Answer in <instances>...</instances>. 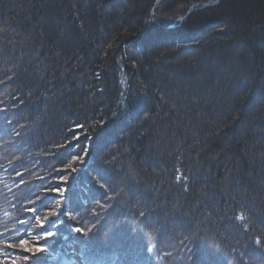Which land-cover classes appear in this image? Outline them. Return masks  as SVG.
<instances>
[{"label": "trees", "instance_id": "obj_1", "mask_svg": "<svg viewBox=\"0 0 264 264\" xmlns=\"http://www.w3.org/2000/svg\"><path fill=\"white\" fill-rule=\"evenodd\" d=\"M195 1L0 0V264H264V0Z\"/></svg>", "mask_w": 264, "mask_h": 264}, {"label": "rangeland", "instance_id": "obj_2", "mask_svg": "<svg viewBox=\"0 0 264 264\" xmlns=\"http://www.w3.org/2000/svg\"><path fill=\"white\" fill-rule=\"evenodd\" d=\"M221 0H196L194 3H192V5L190 6V10H194L196 8H204L206 9L207 7H214V6H217L218 3L220 2ZM167 16H168V22H170L173 26L177 25V24H180L181 22H183V18L181 17H178V15H180V13L178 12H175L170 14V13H166ZM217 27V30L218 31H222L224 32V28H219ZM54 194H58V195H61L60 193H56L54 192ZM63 208H60V207H54V209H52V211H48L47 213H45V216L41 219V224L40 225H47L51 220L52 218H55V217H58L60 216V213L62 212ZM68 231H69V234L68 236L65 237V240L66 241H69L70 239V236L71 235H75L76 232H78L77 229H73V228H70V227H67ZM6 235L2 236V237H5ZM2 240H0V251H1V248H2ZM19 251H24L26 253H28L29 251L31 250H40L42 251L43 250V247H37L35 246L34 244H32V242H29L27 239H23L21 240V244H20V247L18 248ZM69 262L66 261V258H65V252L62 253V252H59V253H56L52 258L51 260H49L47 262V264H68Z\"/></svg>", "mask_w": 264, "mask_h": 264}]
</instances>
